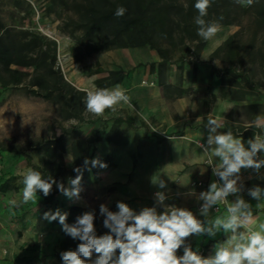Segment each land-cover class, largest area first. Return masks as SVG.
Instances as JSON below:
<instances>
[{"label": "trees", "instance_id": "16d2710c", "mask_svg": "<svg viewBox=\"0 0 264 264\" xmlns=\"http://www.w3.org/2000/svg\"><path fill=\"white\" fill-rule=\"evenodd\" d=\"M49 7L60 18L67 14L64 27L70 30L74 42L82 47L87 54H100L119 49L149 48L160 58L157 70L165 66L174 54L169 41L176 40L178 44L190 43L188 54L193 61L198 62L206 41L198 34L195 17L198 11L194 4L196 0H48ZM118 6H123L127 12L117 18L114 13ZM220 17H223L220 20ZM206 21L217 20L221 26L241 25L246 20L250 25L258 28L253 41L248 48L241 44L243 28L231 35L210 56L218 58L225 54L230 63L236 58L248 54L261 56L264 62V51L256 48L258 35L264 31V0H255L252 6L242 5L236 0H212L208 9ZM242 56V58H243ZM241 59V58H240ZM182 66V65H181ZM179 67L180 69L182 67ZM155 65H151L154 70ZM100 73L102 71H96ZM219 79V98L244 101L247 96L255 95V88L249 78L244 82L246 92L240 90L237 70L233 64L215 72ZM126 77L122 70L110 71L108 76L96 81L98 88H112L121 85ZM28 81L29 95L59 104L67 113V117H80L83 108L84 92L77 91L69 83L58 65L57 41L29 28L6 25L0 18V88H18ZM215 97H213V100ZM232 111L228 114V120ZM125 121L115 119L105 139L113 144H120L123 140L119 133L120 126ZM127 123L131 124L130 119ZM205 123V121H204ZM224 132L231 130L234 135L246 140L253 139L259 134L254 126L247 128L234 127L229 121L223 123ZM100 137L84 138L75 129H69L61 135L55 133L47 139L28 143L25 148L18 146L4 147L1 150L14 155H24L31 169L41 172L44 178L49 175L68 186L69 179H74L77 167L84 166V160L91 161L94 157L95 144ZM34 151L41 155V165H33L31 156L26 151ZM65 155H70L73 167L66 165ZM105 163V162H104ZM90 167V164H89ZM17 177L11 176L0 183V194L18 191ZM91 183L90 171L84 170L81 185ZM61 192L53 185L51 193L44 196L38 192L37 196L45 207L55 203ZM95 213L94 227L97 235L109 233L103 225L104 217L93 208L77 205L67 207V223L74 224L78 216L84 212ZM62 227V225L59 223ZM55 258L62 264L61 252L75 250L79 240H74L64 231ZM182 249V248H181ZM181 249L177 250L180 256ZM118 254V253H117Z\"/></svg>", "mask_w": 264, "mask_h": 264}, {"label": "rangeland", "instance_id": "374dc122", "mask_svg": "<svg viewBox=\"0 0 264 264\" xmlns=\"http://www.w3.org/2000/svg\"><path fill=\"white\" fill-rule=\"evenodd\" d=\"M49 5L48 0H0V18L8 26L33 29L57 41L59 68L65 79L77 91L85 93L82 101L83 110L80 117H67L66 111L59 104L29 95L27 88L31 86L30 81L18 88H0V183L15 176L17 177L16 185L19 187L18 191L0 194L1 221L5 215L4 210L10 215L19 212L16 205L19 199H23L24 187L19 173L31 169L24 155L10 154L1 149L9 146L25 148L28 143L50 138L54 133L59 136L69 129H75L84 138H94L104 133L102 123L115 111L107 110L103 116H94L86 111L84 100L87 92L98 88L96 81L107 77L110 71L122 70L126 77L120 86L124 89L129 87L132 89L131 96L127 92L130 104L122 103L126 108H121L120 111L126 115L133 114L136 118H145L147 133L152 137L179 138L178 131L174 128L167 129L160 121L171 120L177 124L184 118H191V123L194 124L201 87H211L212 89L209 88L208 92L213 90L216 97H219L220 85L219 80L216 81L215 72L231 64L235 66L239 75L237 81L240 83V90L247 91L244 82L249 78L254 85L255 95L247 96L244 101H234L229 98L225 100L229 113L232 111L229 118L230 125L247 128L254 126L258 117L264 121V62L261 56L254 57L248 54L243 56L242 51L243 58L238 57L233 63L225 58V54L213 60L210 59L212 53L241 28H243L241 44L244 48H248L258 29L255 24L250 25L244 20L241 25L221 26L216 36L206 41L198 62L193 61L188 54L190 43L180 45L172 39L169 45L174 50V54L159 71L157 64L160 58L149 48L119 49L100 54H87L74 42L70 30L64 27L67 14L60 18L58 12L61 13V10L58 9L56 13ZM255 44L257 49L264 51V31L258 35ZM153 64L154 70L151 69ZM200 70L201 76H199ZM151 83L154 85L151 86ZM155 87L159 91L157 94L152 93ZM118 107H116L117 110L120 109ZM255 128L259 129V135L264 137V127ZM128 129L137 134L135 128ZM100 153L101 148L97 142L93 159L98 157L101 160ZM26 154L31 156L33 165H41L39 153L27 150ZM262 155L264 158V153ZM65 161L67 167L71 169L72 160L66 156ZM89 168L93 173L102 170L99 166L92 167L91 164ZM135 175L136 173H132L130 178L132 179ZM97 191L98 189L92 186L86 193L87 198L83 197V199H86L89 204L93 202L95 204L93 209L100 213L101 199L94 200ZM61 195L65 203L70 200L65 195ZM29 251L25 255H15L11 259L12 263L50 264V260L48 262L39 260L43 257L36 253L37 249ZM0 264H8L7 258L0 257Z\"/></svg>", "mask_w": 264, "mask_h": 264}, {"label": "clouds", "instance_id": "9594fccd", "mask_svg": "<svg viewBox=\"0 0 264 264\" xmlns=\"http://www.w3.org/2000/svg\"><path fill=\"white\" fill-rule=\"evenodd\" d=\"M236 2L252 6L255 0ZM211 3L212 0H196L194 4L198 11L195 17L197 34L205 41L213 39L221 30L219 21L204 19ZM126 12L125 7L118 6L114 15L119 18ZM121 103L130 104V97L119 84L89 91L84 100L86 111L97 117L107 110L115 111ZM254 126L264 127V121L258 117ZM206 127L209 129L207 145L198 142L197 146L208 154L206 164L212 167L213 175L218 176L220 182H212L209 189L197 197L203 201L199 210L203 219L186 208L166 205L167 195L163 191L155 193L156 204L164 208L162 213H158L156 207H145L137 213L124 202H117L118 211L114 212L101 204L99 211L104 216L103 225L110 231L99 236L94 227L93 211L84 212L70 225L66 222V212L50 210L44 213V218L50 222L58 220L67 235L80 241L75 250L61 252L62 264H264V224H260L258 230L250 226L253 223L252 206L238 195L242 191V184L238 183L241 170L259 172L264 167V158L258 156L264 153V137L255 134L246 147L231 130L219 132L223 125L216 119H208ZM89 164L107 168L98 157L91 161L85 159L82 168L74 169L77 175L69 179L67 187L50 175L44 178L34 169L19 173L24 186L23 201L34 199L38 192L48 196L53 185L66 197L79 199L83 190V171L90 170ZM153 184L160 189L166 188L163 179L153 181ZM188 195H195V192ZM230 195H235L236 199L227 208V215L213 217L211 210L219 203L227 202ZM248 195L259 202L257 207L264 202V188H250ZM221 229L229 234L228 239L218 243L215 254L207 258L186 242L192 235L215 236ZM181 248L183 255L178 256L177 250Z\"/></svg>", "mask_w": 264, "mask_h": 264}, {"label": "crops", "instance_id": "0c3cea01", "mask_svg": "<svg viewBox=\"0 0 264 264\" xmlns=\"http://www.w3.org/2000/svg\"><path fill=\"white\" fill-rule=\"evenodd\" d=\"M199 76H201V70ZM217 80L219 79L216 76ZM129 88L126 90L130 95L132 89ZM209 88L212 89L209 86L201 87L202 91L198 94L194 124L191 123V118H184L177 124L171 120L160 121L167 129L174 128L179 132L180 137L174 139L152 137L147 133L145 118H136L133 114L126 115L120 111L126 106L122 103L118 105L120 109H116L109 119H104L105 121L102 123L104 133L99 135L102 138L98 142L101 148L100 157L107 164V168L98 173L89 170L91 183L85 186L81 185L83 190L80 193V198L82 197V199L70 198L65 203L62 193H60L56 197L55 203L50 207H45L42 201L35 197L27 202L19 199V203L16 205L19 210L17 214L10 215L4 210L5 215L2 217V221L0 220V257L7 258L8 264H13L11 259L15 255H25L31 249H37L36 253L43 257L39 260L42 262L50 260V264H58L55 254L64 236L63 229L58 220L50 222L45 219L44 213L50 210L55 212L57 209L65 212L71 205L93 208L95 205L93 202L89 204L86 199H83V197L87 198L86 193L92 186L98 189L94 200L97 201L100 198L99 202L105 204L110 211H118L117 202H124L137 213L145 207H156L157 212L162 213L164 208L156 204L154 193L163 191L168 196L171 206L186 208L198 218L203 219L199 211L203 201L197 199L200 193L188 195L190 193L189 184L192 180L204 181L207 184V191L212 182L220 181L218 176L213 175L212 167L206 164L208 154L204 153L203 148L198 147L197 143L207 145L209 129L206 124L208 119H216L222 125L225 121H229V107L225 105L226 99L222 100L216 97L213 90L208 92ZM157 90L158 88L155 87L152 93L157 94L159 92ZM212 96H215L213 103H211ZM140 105L144 106V104ZM142 107L141 109H144ZM119 118L125 121L119 128L123 140L120 144L107 142L105 136L114 120ZM127 119H130L131 124L126 122ZM128 128H135L137 134ZM218 131L224 132L223 127ZM241 139L248 147V140ZM66 156L72 160L70 155H65V160ZM216 162H218V158H216ZM132 173H136V175L131 179ZM240 176L241 180L238 183L242 184V191L238 195L252 206L253 223L250 226L258 230L259 225L264 224V202H261L257 207L259 202L248 195V190L255 186L264 188V167L259 172L253 169H242ZM159 179L165 181L166 188L160 189L158 185L153 184V181L158 182ZM235 199V195H230L227 203L230 205ZM211 215L213 217L226 216L227 212L215 213L212 209ZM228 236L229 234L221 229L215 236L192 235L187 238L186 242L194 251L205 250L207 258L215 254V246L225 242ZM182 255L183 248L180 251V256Z\"/></svg>", "mask_w": 264, "mask_h": 264}, {"label": "built area", "instance_id": "2783aa9c", "mask_svg": "<svg viewBox=\"0 0 264 264\" xmlns=\"http://www.w3.org/2000/svg\"><path fill=\"white\" fill-rule=\"evenodd\" d=\"M154 84L151 83V86H153ZM258 156L260 158H263V155L262 153H259ZM189 192H195V194H199L201 192H204L206 191L207 189V184L204 182V181H201V180H192L189 184ZM154 196H155V193H154ZM165 204L171 206L168 202V196H167V199L165 200ZM230 205L227 203V202H221L220 204H218L216 207L213 208V211L215 213H219L221 211H226L227 212V208L229 207ZM199 254L203 257L206 258V252L204 250H200L198 251Z\"/></svg>", "mask_w": 264, "mask_h": 264}]
</instances>
